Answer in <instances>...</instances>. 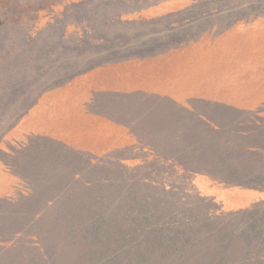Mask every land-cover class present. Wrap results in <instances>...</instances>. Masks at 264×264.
Listing matches in <instances>:
<instances>
[{
    "label": "crops",
    "instance_id": "obj_1",
    "mask_svg": "<svg viewBox=\"0 0 264 264\" xmlns=\"http://www.w3.org/2000/svg\"><path fill=\"white\" fill-rule=\"evenodd\" d=\"M185 1L162 0L117 18L126 25L180 17L187 12ZM129 24L127 33L143 39L121 46L129 55L143 52L137 61L172 59L175 65L189 57L190 75L181 68L173 77L93 84L71 108L59 98L64 81L54 83L48 69L39 74L30 47L14 51L17 61L0 60V264H55L56 258V264H69L64 241L86 240L87 224L136 221L140 231L121 228V238L148 239L149 189L135 184L132 168L140 155L193 175L209 194L215 184L228 189L264 179V48L183 40L170 31L173 25L151 30ZM71 112L78 114V125L71 123ZM235 220L183 222L173 232L207 242L213 254L238 234V227H229L238 225ZM50 241L61 242L60 249L51 253Z\"/></svg>",
    "mask_w": 264,
    "mask_h": 264
},
{
    "label": "rangeland",
    "instance_id": "obj_2",
    "mask_svg": "<svg viewBox=\"0 0 264 264\" xmlns=\"http://www.w3.org/2000/svg\"><path fill=\"white\" fill-rule=\"evenodd\" d=\"M160 1L2 0L0 60L17 61L14 51L19 47H30L32 63L38 66L37 72L41 74L48 69L49 74L53 73L54 83L64 81V95H59V98L70 102L71 108L78 106L77 99L83 101L87 97V91L93 84L173 77V70L180 71L181 68H186L189 76L190 66L185 64L189 57L185 58L187 62L178 65L173 64L172 59L163 63H143L135 59L143 52L129 55L121 47L129 40L138 42L143 39L141 33L139 36L127 33L129 23H120L117 15ZM184 4L188 7L183 16H166L129 25L148 24L151 30L168 29L173 25L176 28L170 31L183 40L214 39L227 42L228 47L242 44L247 48H264V0H187ZM255 19L261 23L260 26L253 25L257 23L253 22ZM25 41L31 45H25ZM5 51L8 55L3 56ZM63 61L67 65L61 66ZM3 69L0 72L5 71ZM70 114L71 123L78 125V114ZM140 157L133 160L132 168L135 184H144L149 189V238L144 241L121 238L125 234L120 232L121 228L126 233L139 230L136 221L117 226L87 224L86 240L64 241V248L71 254L69 264H264V179L228 189L225 185L215 184L212 186L215 194H209V190L198 187L193 175L153 158ZM119 167L129 168L121 162ZM247 189L260 191L246 192ZM218 216L240 220H235L238 225L229 226L231 230L238 227V234L228 236L223 247L217 248L213 254L207 242L185 240L190 235L173 232L181 228L183 222L204 224ZM47 243L51 253L60 249L59 241ZM79 247L81 256L78 255ZM103 252L108 254L104 256ZM56 261L57 258L55 264Z\"/></svg>",
    "mask_w": 264,
    "mask_h": 264
},
{
    "label": "trees",
    "instance_id": "obj_3",
    "mask_svg": "<svg viewBox=\"0 0 264 264\" xmlns=\"http://www.w3.org/2000/svg\"><path fill=\"white\" fill-rule=\"evenodd\" d=\"M2 0H0V2H1ZM103 254H104V256L106 255V254H108V253H106V252H103Z\"/></svg>",
    "mask_w": 264,
    "mask_h": 264
}]
</instances>
